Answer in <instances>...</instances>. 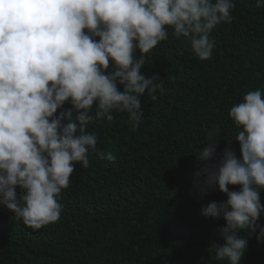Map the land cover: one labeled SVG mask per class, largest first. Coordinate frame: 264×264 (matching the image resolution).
Segmentation results:
<instances>
[{"label": "clouds", "instance_id": "clouds-1", "mask_svg": "<svg viewBox=\"0 0 264 264\" xmlns=\"http://www.w3.org/2000/svg\"><path fill=\"white\" fill-rule=\"evenodd\" d=\"M234 7L233 0H0V207L33 230L57 222L76 164L87 168L91 153L115 160L86 127L122 112L135 130L145 116L141 97L155 101L164 91L157 74L142 73L145 54L171 28L199 60L212 59L210 34L231 22ZM229 117L240 158L225 148L213 161L218 141L209 139L193 188L227 196L200 215L225 221L215 259L241 264L252 235L264 243V92L249 91Z\"/></svg>", "mask_w": 264, "mask_h": 264}, {"label": "trees", "instance_id": "trees-1", "mask_svg": "<svg viewBox=\"0 0 264 264\" xmlns=\"http://www.w3.org/2000/svg\"><path fill=\"white\" fill-rule=\"evenodd\" d=\"M233 2L231 22L210 34L212 59L199 60L171 28L145 54L142 73L157 74L164 91L155 101L141 97L145 116L138 128L122 112L86 127L98 150L115 160L91 153L87 168L76 164L60 194L57 222L33 230L0 207V264H228L212 248L223 244L217 229L225 221L200 215L227 196L218 190L200 196L193 183L204 166L197 155L209 139L218 141L213 161L225 148L240 158L230 108L249 91L264 92V7L257 0ZM260 196L264 204V190ZM258 223L264 225V215ZM241 264H264V243L255 235Z\"/></svg>", "mask_w": 264, "mask_h": 264}]
</instances>
